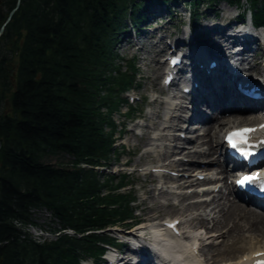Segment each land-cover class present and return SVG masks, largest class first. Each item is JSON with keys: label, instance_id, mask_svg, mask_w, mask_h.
Here are the masks:
<instances>
[{"label": "trees", "instance_id": "obj_1", "mask_svg": "<svg viewBox=\"0 0 264 264\" xmlns=\"http://www.w3.org/2000/svg\"><path fill=\"white\" fill-rule=\"evenodd\" d=\"M126 1L20 0L0 35V264H78L99 251L93 239L102 238L93 233L44 244L22 237L14 222L28 223L32 208L45 207L80 234L132 216L127 198L113 191L124 178L101 182L74 165L111 155V114L133 84L114 63V31L124 16L144 20L150 0H130L129 13ZM249 2L263 24L264 0ZM16 4L0 0V28Z\"/></svg>", "mask_w": 264, "mask_h": 264}, {"label": "bare ground", "instance_id": "obj_2", "mask_svg": "<svg viewBox=\"0 0 264 264\" xmlns=\"http://www.w3.org/2000/svg\"><path fill=\"white\" fill-rule=\"evenodd\" d=\"M171 3L176 7L180 4L179 2L175 3V0H172ZM221 11V16L224 18L230 16L234 9L221 8ZM163 13V11H159L158 15ZM218 25V21L213 18L212 22L211 17H209L203 22L201 29L216 28ZM243 33L247 32L243 31ZM208 34L220 39L213 42V52L219 49L220 45H223V47L230 45L227 42L229 40L227 37L228 33L223 34L221 29H214ZM259 35L263 37L261 39L264 41V35L262 33H259ZM250 36L252 40L257 39L253 35ZM257 49L263 50L261 46L257 47ZM253 55L254 51L251 49V61H249V64L252 69L261 70L264 73V60L263 62H260L259 59L254 60ZM242 62L243 59H241L239 64L233 63L238 65V68H242ZM158 65L161 69L165 68L164 63H158ZM154 87L156 90L159 88L158 84H155ZM195 97L197 98L198 95H195ZM199 98L203 99L201 96ZM149 104L152 108V111L149 112V122L145 125L139 142L135 144L138 154H136L135 160L130 162V166H135V170L142 171L137 167L155 164L154 168H163L169 172L174 171L183 175L191 173L190 171L194 168L191 161L204 162L205 165L208 162L210 165L216 162L218 149L222 145L218 139L219 135L226 124L235 122L236 117L225 120L218 119L217 115L213 114L211 120H205L201 128L196 127L198 131L191 136L193 139L182 140L171 133L178 128L181 129L177 131L182 132L185 127L184 124H180L178 120L170 116L178 112L176 107H174L173 111H170L162 101H157L154 98L150 99ZM242 105L243 103L238 102L234 104L237 108ZM204 106L207 107L205 103ZM245 106L248 105L245 104ZM255 113H259L256 114L258 116L256 119L264 118V112ZM203 115V111L197 113L198 117ZM239 117L241 120L245 118L244 116ZM162 126L166 128H162ZM124 143L127 144L128 142ZM174 157L178 158V160H175ZM123 165L124 162L117 161L115 163V166L119 168L118 170ZM210 169L207 168L206 171ZM195 175L196 173L192 176L190 175L187 179L182 177L179 181L184 180L183 183L178 182L177 178H170L167 175L163 176L162 179L157 178L156 175H144L141 188L148 194L149 200L157 199L156 197L158 196V199L163 200V203H159V206L147 205L146 199H144L139 215L144 221L152 222L161 217L162 214L160 212L168 211L175 215L174 218L182 220L185 231L184 241L175 240L172 242L165 238L156 226H152L149 231H141V236L148 240L150 238L148 232H150L151 236L158 242L155 243V249L158 250V254H166L170 259L183 257L182 259H185L190 264H196L195 259H199V261L196 260L199 264H239L241 258L247 254L252 256L254 253L264 252V216L259 214L254 206L251 207L225 200L223 192H219L221 197L219 195L212 197V191H207L204 196H210L211 199L209 201H204L203 199L194 200L196 193L187 194L185 185L187 183L199 184L200 181L195 178ZM208 175L206 174V179L201 182H211L213 178ZM136 178L138 179L139 177L136 176ZM169 180L173 181L177 189L182 191L163 189ZM148 184H151V188L146 190ZM155 185L161 186L160 188L157 187L159 192L156 195H154L156 193ZM174 199L178 200L179 209L172 210V207H174L172 200ZM42 216L49 221L54 235L59 236L65 231L62 225L56 221V216L51 211H43ZM185 216L188 217L187 220L182 219L186 218ZM174 218L171 220H174ZM51 222L55 225H52ZM188 229H192L195 233L187 232ZM50 234L51 232L46 233L48 236ZM160 239L166 244H162ZM164 260L166 259H160V261ZM125 263L127 264L128 261H125Z\"/></svg>", "mask_w": 264, "mask_h": 264}, {"label": "rangeland", "instance_id": "obj_3", "mask_svg": "<svg viewBox=\"0 0 264 264\" xmlns=\"http://www.w3.org/2000/svg\"><path fill=\"white\" fill-rule=\"evenodd\" d=\"M247 2H245L243 0V3H241V6H243V5L246 6L245 10H248V8L250 6L249 5V2H248V4H247ZM215 5H216V8L215 9H218V8H220V9L221 8H226L227 9L228 8L230 10L231 9H234V11H238V9H236L235 6H230V5H228L224 1H219V3H215ZM204 9H207V8H204ZM178 12L180 14L181 13V10L179 9ZM203 12H204V10H203ZM211 14H213V13L211 12ZM216 21H219V20H216ZM166 22H167V19H165L163 21V23H166ZM169 33H170V31H169ZM146 50H150V48L148 47V45L146 46ZM118 53H119L120 56H123V57L124 56H127V57H129V56H131L130 54H132L133 51L130 50L129 52H126V51L123 52V50L120 49L118 51ZM116 63L117 64L124 65V67H123L122 70H125L126 67H125V64L124 63H122L120 61H116ZM149 65H150V69L146 68L143 65V63H141V62L136 63L137 72H138V75H137V83H138L139 86H141V88H140L139 92H137L135 94H137V96L138 95L146 96V98L148 97L147 99H149V97H150L151 90L155 89V87H154L155 84H158V87H160V82H161V78H162V72H161L160 67L158 65H155V63H150ZM157 90H159V88ZM147 99L145 100L146 103H148V100ZM142 104L141 103H138L139 106H141ZM4 110H6V108ZM122 113H124V108L121 109V112L120 113H118V114L116 113L112 117L114 118V120H117L118 119L120 121V123L121 122H125V118L121 117ZM116 138H117V135H116ZM124 139H125V137H124ZM130 142L133 144L134 143V140L130 139ZM119 143L120 142H118V141L116 142V144H118V145H119ZM128 146H130V145H128ZM129 149H130L129 147H127V148L125 147L124 148L123 152L125 153V155L129 151ZM135 158L136 157L133 158V156H132L128 160L130 162H133L135 160ZM68 159H71V158L68 157V156H65V160L64 161H66ZM126 159L127 158L125 156H122L120 158V160H118V161L119 162H124ZM108 163L109 164L112 163L111 164V166H112L113 163H116V162L110 161ZM106 172H107V174L115 173V175H117L119 173V172H117L116 167H112V168L110 167L109 169L106 170ZM142 179H143V177H139V179L137 180V178L135 177V175H131L128 178L129 183H133V191L136 192V195L138 197L137 203H141V201L145 197L146 198V201L145 202H146L147 205L159 206V203H163V200L158 199V196L156 197L157 199H155V198L154 199H151V201L153 200V202H151L149 200V198H148V194L145 193V195H144V193H143V192H145L144 190H142L141 192H139V188L141 187V184L140 183H141ZM149 187L150 186L147 185L146 188H149ZM154 195H156V193ZM139 205L136 207L138 210L142 207V205H140V206ZM175 209H179V207H177V208L172 207V210H175ZM160 210H162V209H160ZM160 213L162 214L161 217H174L175 216L174 214H172V213H170L168 211H162ZM136 215H137V213H136ZM141 218H142L141 215H140V217L139 216L137 217V219H141ZM34 222L38 223L39 225H43V224L49 225L50 224L49 221H47V219L43 218L42 214L41 215H38V216L35 215ZM52 225H55V224L52 223ZM29 230L31 232H33L32 236H34L35 233H39L38 230H34V229H29Z\"/></svg>", "mask_w": 264, "mask_h": 264}, {"label": "snow or ice", "instance_id": "obj_4", "mask_svg": "<svg viewBox=\"0 0 264 264\" xmlns=\"http://www.w3.org/2000/svg\"><path fill=\"white\" fill-rule=\"evenodd\" d=\"M261 127H264V125H262ZM253 131L254 129L249 128L239 129L229 133L226 137V142L229 143L230 147L238 151L244 159H247L250 155H252V153H250L246 149L240 148V145H247V136ZM260 144L264 146V141H261ZM258 180V175H243L240 179L236 181V183L238 186L244 187L246 185H253ZM259 190L261 192H264V183L259 184ZM257 255H264V253H257ZM256 264H264V260H258L256 261Z\"/></svg>", "mask_w": 264, "mask_h": 264}, {"label": "water", "instance_id": "obj_5", "mask_svg": "<svg viewBox=\"0 0 264 264\" xmlns=\"http://www.w3.org/2000/svg\"><path fill=\"white\" fill-rule=\"evenodd\" d=\"M20 0H17V4L15 6V8L13 10H11V12L8 15V18L6 20V23L9 22V20L11 19V17L13 16L14 12L16 11V9L18 8ZM6 23L1 27L0 29V35L2 34L3 30H4V26L6 25Z\"/></svg>", "mask_w": 264, "mask_h": 264}]
</instances>
